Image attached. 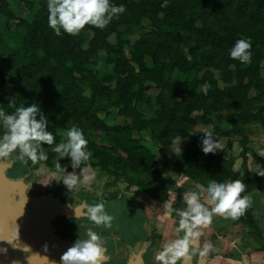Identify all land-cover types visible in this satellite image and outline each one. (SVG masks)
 <instances>
[{
    "label": "trees",
    "instance_id": "trees-1",
    "mask_svg": "<svg viewBox=\"0 0 264 264\" xmlns=\"http://www.w3.org/2000/svg\"><path fill=\"white\" fill-rule=\"evenodd\" d=\"M37 1L40 9L32 19L18 20L16 46L9 55L0 52V108L14 111L5 99L11 96H15L16 106L39 103L54 143H59L56 130L70 124L107 135V147L87 140L91 156L81 164L94 160L97 165L93 168L98 167L116 183L159 203L167 193L164 171L156 156L133 133L146 131L152 143L165 148L172 146L177 136L184 138L182 141L194 137L192 130L199 122L202 127H210L218 139L238 137L242 165L237 170L233 157L226 159L221 152L204 155L194 141L172 155L174 167L181 175L205 192L211 180L234 179L246 184L241 195L264 190V177L250 173L247 167L245 129L250 125L264 129V101L260 100L264 99V82L260 78L264 68V0H167L166 4L165 0H111L116 5L123 4L126 11L103 29L86 25L82 30L91 36L87 49L82 48V35L62 31L57 36L48 24L47 0ZM0 14L8 20L15 18L3 1ZM144 21L151 28L148 32H142ZM111 34L116 35L119 54L124 46L122 36L137 34L129 57L120 62L129 83L116 87L108 85L112 76L98 81L94 71L86 69L93 64L98 49H111L106 42ZM238 39L251 44L248 62L229 55ZM4 46L0 36V48ZM145 58L151 61L150 67L144 63ZM173 72L186 79L171 82L167 76ZM146 83L159 89L165 100H157L159 107L153 117L140 119L131 103L140 100V94L132 90H139ZM251 90L255 91L254 96L250 95ZM108 107L115 108L117 115L130 120V124L107 126L98 114L107 116ZM222 124L229 128L224 130ZM4 131L0 128V134ZM231 145L227 141L225 147L230 149ZM251 156L256 158L254 151ZM22 163L31 171H37L42 164L50 167L45 162L34 167L29 161ZM61 169L55 172L64 174ZM112 199L113 195L103 198ZM234 220L255 229L248 209Z\"/></svg>",
    "mask_w": 264,
    "mask_h": 264
},
{
    "label": "rangeland",
    "instance_id": "rangeland-1",
    "mask_svg": "<svg viewBox=\"0 0 264 264\" xmlns=\"http://www.w3.org/2000/svg\"><path fill=\"white\" fill-rule=\"evenodd\" d=\"M0 1L5 2L8 9L15 16L13 20H8L0 14V36L5 43V46L3 48H0V52L4 55H9L11 49L16 46L18 41V20H24L29 22L33 18V16L39 11L40 4L37 0ZM128 1L137 2L139 0ZM25 3H30L31 6L25 7ZM142 28V32H148L151 29L146 21L142 23ZM77 34L82 35V48L87 49L91 40L90 34L83 32V30H81ZM121 40L124 43L122 54L117 53L118 48L116 35L111 34L106 41L111 47V49H98L96 51L95 60L93 61V64L86 66L87 70L94 71L96 79L98 81H102L107 76H112L111 82L108 83L110 87H116L118 85L129 83L128 75L124 73L120 68V62L123 58L127 59L129 57V52L131 51L132 46L137 40V34L131 36L123 35ZM144 63L147 67H150L151 65V61L149 60V58H145ZM167 78L174 83H180L186 79L185 76L180 75L176 72H173V74L167 76ZM260 78L264 82V68L260 71ZM137 89L138 88L134 87L132 92L140 94V100L136 102L132 100L131 103L135 106L137 113L140 115V119H149L155 115L159 107L157 100L159 98L160 101L165 100V97L164 95H161V91L151 83H146L139 90ZM85 94H89L87 89H85ZM254 94L255 91L251 90L250 95L254 96ZM260 100L264 101V99ZM174 101L178 102L177 99H175ZM107 110V116L104 115V113L102 112L98 114L99 118H101L107 126H122L125 123L130 124V120H124L117 115L115 108L108 107ZM195 115L197 114H193V116ZM71 127L73 126H71L70 124L64 129L58 128L56 130V135L59 139V142L67 139L66 132ZM222 128L224 130H227L229 126L222 124ZM80 129L83 131L85 138L87 140L93 141L98 147L108 146L110 140L107 135L98 131H90L84 126L80 127ZM259 129H261L260 126L254 128L252 127V135L250 134V141H252L251 144L255 151L264 150V146H260L264 143V134L262 132H259ZM209 130L212 131L210 127H202L200 126L199 122H197V125L192 130V135L194 137L190 136V140H188V142H186L185 144H181L180 148L185 145H191L192 143H194V141L201 148L200 142L203 137V133ZM247 131L249 134V127L246 132ZM133 135L135 137H139L141 143L156 156L160 170L164 171L165 165H167V163L169 162L170 164L172 163V155L176 151H179L178 146L174 148L158 147L156 144L150 141L149 134L146 131H134ZM214 138L219 142V144H222L220 147V149H222L221 152L223 151L225 155H227L228 153L225 152L226 149L224 144L225 142L230 141L232 136L228 138L219 139L214 136ZM230 142L233 143L234 140ZM43 147L44 151L47 153L48 159L46 161H38L36 163L45 162L50 165V167H47L42 164L40 165V168L37 171H34V174L27 173L29 169L22 162H19V159L17 158V155H15V153H13L8 158L0 159V162L9 165V170L6 172V176L8 177V179L23 180L28 185V195H30L29 197H37L50 193L64 203L65 199H62L59 194H61L63 197H66L68 196V193H70L68 198L71 199V202L69 201L68 204L72 207H76L77 205L82 203L81 201H83L86 206L98 202H103L105 205V211L113 217L111 227H105L104 225H95L87 217L81 219H67L63 217L56 218L54 220V226L58 229L59 237L61 239L70 241L73 244L78 238V236H80L81 238H85L87 230L91 228L96 231L104 240L103 248L105 249V256L108 258L107 263L104 264H127V262L131 260V254H136L138 251L141 250H144V264H159L160 261H158L156 257L163 250L164 246L174 240L176 236L172 231L173 227L171 226L170 222H164V220L158 221L157 214H159V212H156L157 208L154 207L155 210L154 208H150L152 210L148 208L149 213L146 216V219L148 221L145 226L139 227L138 229H133L136 230V234H140V239L142 236H145L143 233H146L147 237H145V239L140 241L139 243H136L135 241L132 244L127 242L124 243L123 241L127 235L126 232L129 229V225L127 223V220H125L126 224L123 225L124 211H118L117 207L119 204L115 201H119V199L123 201V198L127 194H131L135 190H129L125 185L116 183L114 179L107 176L104 172L100 171L98 167L93 168L94 165H97L94 160L89 161L85 165L80 164L79 168L85 169V175H91L92 172L95 171V178L90 182H83L82 179L78 180L77 184L72 186L71 190H68L61 181L62 179L67 178V173L63 171V169H61L62 172H64V175L59 176L55 174L59 170V168L56 167V162L60 160L59 155L53 152L51 150L52 148L45 147L44 145ZM247 149H249L248 156L250 162V160L252 159L250 157H252L251 152L253 149L251 150L250 147H247ZM203 154L207 155L205 153ZM29 163L31 167H34V165L36 164H33L31 161H29ZM60 164L61 166L67 165L64 166V168H66V170H69L67 171L69 173L75 171L77 174H79L80 172L79 168H76L74 170L71 167V161H69V158L67 157L61 159ZM51 170H53V172ZM55 170L57 171L55 172ZM30 171L31 169L29 170V172ZM23 174L25 175L23 176ZM151 182H153V180ZM159 182L160 181L157 180V183ZM60 183H62L63 190L60 189L61 187L59 188ZM108 195H113L114 199L107 203V201L103 200V198ZM141 199L136 198V201L142 202ZM249 229L252 233L251 235H255V229L253 227H250ZM110 231H112V233ZM157 232H160V234H158ZM159 235H163L165 239L164 245L163 243H161V241L157 240ZM177 264H180V262L177 261Z\"/></svg>",
    "mask_w": 264,
    "mask_h": 264
},
{
    "label": "clouds",
    "instance_id": "clouds-1",
    "mask_svg": "<svg viewBox=\"0 0 264 264\" xmlns=\"http://www.w3.org/2000/svg\"><path fill=\"white\" fill-rule=\"evenodd\" d=\"M167 0H165V4ZM164 6V5H162ZM48 24L57 36L61 32L75 35L86 25L97 28H105L114 17L126 11L123 4L116 5L111 0H47ZM251 44L245 39L235 41L229 50V55L240 62H248L251 57ZM7 106L14 108V111L7 112L0 108V128L6 129L0 134V159L10 157L17 153V158L24 163L31 161L35 164L38 161H46L47 153L43 145H52V151L57 153L60 160L67 157L71 161V167L75 170L82 162L88 161L91 153L87 151L88 141L83 131L73 126L66 132L67 139L54 143L55 137L48 130L49 123L39 103L33 102L24 106H16L15 96L5 97ZM184 138L177 136L172 143L180 145ZM201 150L203 153H213L220 147L219 142L214 138L212 131L203 133L201 139ZM60 160L56 162L57 168H62L67 173V178L61 181L68 190L77 184L78 180L90 182L95 178L96 172L85 175V169L79 168L80 172L69 173L62 167ZM258 176L264 177V168L256 165ZM199 187V186H198ZM246 184L241 179L228 181L211 180L206 188L208 200L212 207H206L201 202L200 195L191 191L185 195V207L173 208L164 202V207L169 211H175L179 217L177 231H183L181 238L167 243L163 250L156 257L161 264H177L178 259L189 256V246L192 241L200 236L197 226L207 225L211 222L213 214H227L232 218L241 216L251 203L248 195H241L245 192ZM87 217L95 225L111 227L113 217L105 211L103 202L87 206ZM104 240L93 229L89 228L85 238H78L60 257V264H101L104 259L102 250ZM213 248L210 242H205L199 250V255L204 258ZM47 250V245H45ZM193 251H196L193 249Z\"/></svg>",
    "mask_w": 264,
    "mask_h": 264
},
{
    "label": "crops",
    "instance_id": "crops-1",
    "mask_svg": "<svg viewBox=\"0 0 264 264\" xmlns=\"http://www.w3.org/2000/svg\"><path fill=\"white\" fill-rule=\"evenodd\" d=\"M257 126L258 125H250L246 127V130H248L249 127V134L247 131V147H250L251 150L253 149V146L251 144L252 141H250V134L252 135V127L254 128ZM259 132H262L264 134V129H259ZM238 139V137L232 136L230 141L234 140V142L232 143L231 148L227 149V147H225V152L228 153L227 155H225L223 151L221 152V143L220 147L216 151L221 152L226 159L232 156L236 169L240 170L242 160L240 157L241 147L238 144ZM186 142H188V140L182 141L181 144H185ZM176 146L178 145L173 144L172 146L165 148H174ZM187 146L188 145L182 146L181 151H183ZM260 146H264V143ZM181 151H176L175 153H179ZM252 151H254L256 158L250 157L252 159L250 160V162L248 161L247 167L250 173H255L258 171L256 165H260L261 168H264V150L255 151L253 149ZM171 160L172 165L170 164V162L165 165L163 177L167 193L161 203L149 200L145 196V194L135 189V191L131 194H127L123 198V201H121L120 199L119 201H115L119 204L117 207L118 211H124L123 225L126 224L125 220H127V223L129 225V229L126 232L127 235L123 241L124 243L127 242L132 244L134 241L136 243H139L140 241L144 240L145 237H147L146 233H143L145 236H142L140 239V234H136V230L133 229H138L139 227L145 226L148 221L146 219V216L149 213L148 208H157L156 212H159V214H157L158 221L164 220V222H170L171 226L174 229H172V231L176 236L175 239H178L184 235V232L182 230L177 231L179 217L176 215L175 211L169 212L164 207L165 201H167V203L173 208H183L186 206L184 202L186 193L196 191L200 195L201 202L204 203L206 207L211 208L213 206L212 203H210L208 200V194L205 191L201 190L191 180L181 175V173L174 167V161L172 158ZM27 173L34 174V171L29 172L28 170ZM25 174H23V176ZM55 174L59 176L64 175L63 173ZM59 188L62 189V183H60ZM132 189L133 188H130L129 190ZM69 194L70 193H68V196ZM59 195L62 199H65L64 203H68L71 200L68 198V196L63 197L61 194ZM247 195L251 198V203L247 209L250 212L252 219L254 220L255 235H251L252 233L246 224L237 223L234 218L228 216L226 213L213 214L211 222L209 224L197 226L196 230L201 234L199 237L195 238L189 246L190 255L187 257L189 258L190 264H196L198 260H201L202 264H264V190L260 192L252 191ZM136 198H142L141 200L143 203L141 201H136ZM112 200L105 201H107L108 203ZM110 232L112 233V231ZM158 234H160V232ZM159 236L157 240L161 241V243H163L164 245L165 239L163 235ZM205 242H210L213 245V248L204 258H201L199 255V250L203 247V244ZM193 249H195L196 251H193ZM180 261L181 258L178 259V262ZM159 264H161V262Z\"/></svg>",
    "mask_w": 264,
    "mask_h": 264
},
{
    "label": "water",
    "instance_id": "water-1",
    "mask_svg": "<svg viewBox=\"0 0 264 264\" xmlns=\"http://www.w3.org/2000/svg\"><path fill=\"white\" fill-rule=\"evenodd\" d=\"M8 170L9 165L0 162V264H60L73 244L59 237L54 220L86 218L85 203L72 207L50 193L29 197L28 185L8 179ZM143 254H131L127 264H144ZM102 255L101 264L107 263L104 248ZM180 264H190L189 258L182 257Z\"/></svg>",
    "mask_w": 264,
    "mask_h": 264
},
{
    "label": "flooded vegetation",
    "instance_id": "flooded-vegetation-1",
    "mask_svg": "<svg viewBox=\"0 0 264 264\" xmlns=\"http://www.w3.org/2000/svg\"><path fill=\"white\" fill-rule=\"evenodd\" d=\"M70 242V241H69Z\"/></svg>",
    "mask_w": 264,
    "mask_h": 264
}]
</instances>
